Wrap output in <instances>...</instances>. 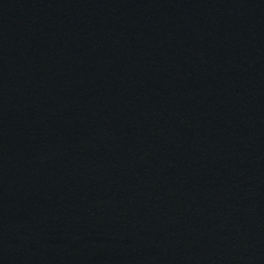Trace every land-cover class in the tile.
I'll return each instance as SVG.
<instances>
[{"label": "water", "instance_id": "water-1", "mask_svg": "<svg viewBox=\"0 0 264 264\" xmlns=\"http://www.w3.org/2000/svg\"><path fill=\"white\" fill-rule=\"evenodd\" d=\"M0 264H264V0H0Z\"/></svg>", "mask_w": 264, "mask_h": 264}]
</instances>
